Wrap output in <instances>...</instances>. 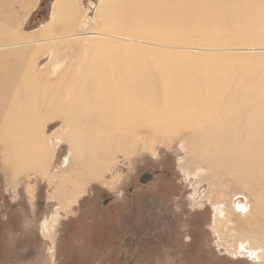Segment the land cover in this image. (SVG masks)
I'll return each mask as SVG.
<instances>
[{
  "label": "bare ground",
  "instance_id": "6f19581e",
  "mask_svg": "<svg viewBox=\"0 0 264 264\" xmlns=\"http://www.w3.org/2000/svg\"><path fill=\"white\" fill-rule=\"evenodd\" d=\"M7 1L25 6L30 0H0L2 31L14 26ZM74 16L69 2L56 20L69 30ZM256 28L264 33V0H102L100 32L71 37L98 42L73 82L34 80L40 76L37 69L26 78L30 57L0 54L3 170L16 178L42 166L51 139L42 126L60 117L72 157L57 177L53 197L69 207L80 190L68 191L74 175L100 179L116 154L135 150L139 131L151 133L152 141L181 136L189 148L188 167L205 169L210 193H225L231 185L254 197L251 208L238 201L241 215L232 214L229 222L243 238L263 241L264 65L254 55L252 65L241 62L245 55L215 61L201 48L226 42L220 34ZM105 37L132 46H110L103 43ZM257 42L264 46V38ZM169 50L204 52L196 58L205 64L196 67L185 58L173 64L155 61Z\"/></svg>",
  "mask_w": 264,
  "mask_h": 264
},
{
  "label": "rangeland",
  "instance_id": "374dc122",
  "mask_svg": "<svg viewBox=\"0 0 264 264\" xmlns=\"http://www.w3.org/2000/svg\"><path fill=\"white\" fill-rule=\"evenodd\" d=\"M69 2L75 16L66 30L56 14ZM101 7L102 0H30L25 6L7 1L14 26L0 30V54L14 51L30 57L26 78L37 69L40 76L34 80L69 84L98 45L71 37L100 32ZM221 36L226 42L201 47L209 52L206 56L231 62L245 55L241 62L252 65L249 57L254 55L264 65V46L257 42L264 33L257 28ZM101 39L110 46H132ZM180 51H166L155 61L173 64L185 58L196 67L205 64L196 58L204 52ZM69 69L75 72L69 74ZM60 119L42 126L51 137L49 159L42 166L12 178L0 163V256L5 253L3 258L9 259L0 264H264V240L243 238L240 228L229 222L232 214L241 215L237 202L251 208L254 197L231 185L224 187L225 193H210L205 169L188 167L189 148L181 136L152 141L151 133L139 131L135 150L116 154L100 179L74 175L68 191L80 188L79 193L63 207L53 191L72 155Z\"/></svg>",
  "mask_w": 264,
  "mask_h": 264
},
{
  "label": "flooded vegetation",
  "instance_id": "af4514ba",
  "mask_svg": "<svg viewBox=\"0 0 264 264\" xmlns=\"http://www.w3.org/2000/svg\"><path fill=\"white\" fill-rule=\"evenodd\" d=\"M1 253V252H0ZM7 254V253H6ZM6 257V255H5V253H4V255L2 254V256H0V262H1V260L4 262V261H8L9 259H6V258H3V257Z\"/></svg>",
  "mask_w": 264,
  "mask_h": 264
}]
</instances>
